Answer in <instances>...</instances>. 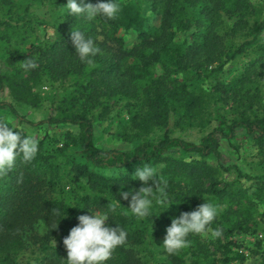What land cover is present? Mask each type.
<instances>
[{"label":"trees","instance_id":"1","mask_svg":"<svg viewBox=\"0 0 264 264\" xmlns=\"http://www.w3.org/2000/svg\"><path fill=\"white\" fill-rule=\"evenodd\" d=\"M66 2L0 0L7 17L0 19V51L9 67L6 72L0 70V91L8 88L15 103L38 107L41 98L33 88L43 78L70 81L69 92L50 97L53 112L32 124L77 127L76 132L66 131L59 146L37 139L34 159L25 162L18 156L15 167L0 176V264H21L22 258L28 264H67L63 239L78 224L79 215H91L89 208L109 212L106 224L120 225L127 232L126 242L114 249L106 264L245 260L243 253L233 251L239 243L232 237L255 232L264 186L246 185L245 180L258 177L220 163V141L233 139L243 129L260 150L264 148V5L251 0H118L120 12L115 18L88 19L68 15ZM37 3L46 4L52 12L55 35L37 39L23 50L12 48V39L37 34L40 20L33 10ZM145 5L157 23L146 15ZM73 29L93 39L100 53L81 60L70 38ZM187 32L190 40L179 38ZM122 33L136 34L137 42L127 47ZM240 55L249 57L245 68L229 83L214 86L213 104L227 106L230 117L216 109L217 126L197 142L173 136L171 118L180 131L206 127L211 119L208 100L191 91L189 83L202 82L210 64L219 62L221 69ZM26 57L34 58L38 67L26 71ZM157 68L161 73H156ZM121 98L135 107L126 123V140L133 144L129 149L99 147L94 110L107 109V102ZM2 110L25 120L13 103L0 101ZM9 121L0 117V122ZM174 150L184 156L173 155ZM143 163L158 170L161 185L151 214L138 218L119 193L142 186L133 176ZM232 170L236 177L229 179L226 174ZM66 186L81 192L74 205L55 196ZM115 198L121 205L113 212L110 205ZM205 201L218 207L209 227L219 229L220 236L211 231L191 233L187 247L172 254L164 249L159 262H150L142 254L140 247L153 243L157 233L166 235L172 218ZM258 264H264V253Z\"/></svg>","mask_w":264,"mask_h":264},{"label":"rangeland","instance_id":"2","mask_svg":"<svg viewBox=\"0 0 264 264\" xmlns=\"http://www.w3.org/2000/svg\"><path fill=\"white\" fill-rule=\"evenodd\" d=\"M257 5H264V0H251ZM146 15L151 17V20L157 23V17L153 14L151 8L145 5ZM33 10L36 12L40 23L36 29L37 34H33L27 39H12L11 47L23 50L29 48L32 43H37L38 40H46L52 38L55 35L54 18L51 15L49 7L46 4H35ZM5 12L0 9V19H6ZM18 30V29H15ZM16 33V32H15ZM20 33V32H19ZM123 34V33H122ZM19 35V34H16ZM125 38V44L127 47H131L137 42V36L134 33L123 34ZM181 36V35H180ZM180 39L187 37L191 39L190 32L183 34ZM38 39V40H37ZM0 51V70L6 72L9 67L5 64L1 57ZM249 62L247 55H240L232 61L226 62L221 69H218L220 63H212L203 73L202 82H190L189 89L197 94L203 95L209 102L208 113L210 116V122L206 127L193 128L189 130L180 131L173 126V118L170 119L169 128L172 131V135L180 138H184L188 141L197 142L199 138L205 133L209 132L215 126L218 121L216 120V109L224 112L228 117L227 106L217 107L213 104V94L215 85L218 83H229L240 71H242L246 64ZM156 73H161V69L157 68ZM72 89L70 81H54L47 77L33 88L41 98V104L38 107H32L25 103H15L10 95L9 89L0 91V101H7L13 103L19 113L24 117V121L12 116L7 110L0 111V117H5L11 121L16 127L23 128L24 132L28 135L35 137L36 139L51 140L53 144L57 146L61 145L64 135L67 130L77 131V127L71 125L49 126L48 124H41L39 126L32 123L46 119L52 112V105L50 103V97L53 94L63 95ZM107 109L98 106L94 110V133L95 143L97 146L109 149H129L133 142L126 140V123L130 119L134 106L128 103L125 99H113L107 102ZM264 104V102H263ZM158 133V131H157ZM220 151L222 156L220 163L224 166H237L243 173L252 177H258L252 180H245L244 183L248 186H264V148H260L255 144L249 135L243 130L238 129L236 136L233 139H221ZM176 156H184L179 151L174 150L172 152ZM190 156H186L189 158ZM213 163H217V160H211ZM227 178L234 179L236 177L235 171H231L226 174ZM81 194L79 189L73 186H66L63 193H56L55 196L64 200L68 204L74 205L77 198ZM97 212V211H95ZM155 235L153 243H149L140 247L142 254L150 262H159L164 257L163 240L164 234ZM232 239L238 241L239 245L233 247V251L243 253L246 259L243 261H233L229 264H258L262 253H264V201L258 206L256 214V230L252 234H240L233 236ZM213 251V247L209 246ZM21 264H28L26 258H22Z\"/></svg>","mask_w":264,"mask_h":264},{"label":"clouds","instance_id":"3","mask_svg":"<svg viewBox=\"0 0 264 264\" xmlns=\"http://www.w3.org/2000/svg\"><path fill=\"white\" fill-rule=\"evenodd\" d=\"M64 6L68 15L82 14L88 19L98 16L113 19L120 12L118 0H97L94 4H84L82 0L79 3L78 0H67ZM70 38L81 60H90L101 51L93 39L86 38L78 29L71 31ZM37 67L34 58H25L23 68L26 71ZM38 150V140L26 134L23 128L16 127L10 121L0 122V176L7 175L15 167L18 156H22L24 161L28 162L34 159ZM157 171L152 165L143 163L133 176L142 182V186L138 190L129 189L119 193L122 199L129 201L127 208L138 218H145L151 214L153 198L161 185ZM119 205L120 201L115 198V203L110 205L111 211L114 212ZM76 207L82 208L84 205ZM88 212L91 215L82 214L77 217L78 224L72 227L63 239L67 249L65 259L67 264H106L114 249L126 242L127 232L120 225L112 227L106 224L110 217L109 212H93L92 208H89ZM217 214L218 207L206 201L194 210L181 212L178 217L171 219L170 226L166 228L162 244L164 249L170 254L182 250L187 247V238L191 233L204 234L211 231L214 236H220L219 229L209 227Z\"/></svg>","mask_w":264,"mask_h":264}]
</instances>
